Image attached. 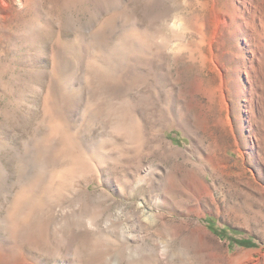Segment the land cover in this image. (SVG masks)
<instances>
[{"label": "rangeland", "instance_id": "obj_1", "mask_svg": "<svg viewBox=\"0 0 264 264\" xmlns=\"http://www.w3.org/2000/svg\"><path fill=\"white\" fill-rule=\"evenodd\" d=\"M0 264H264V0H0Z\"/></svg>", "mask_w": 264, "mask_h": 264}, {"label": "bare ground", "instance_id": "obj_2", "mask_svg": "<svg viewBox=\"0 0 264 264\" xmlns=\"http://www.w3.org/2000/svg\"><path fill=\"white\" fill-rule=\"evenodd\" d=\"M209 183L204 179L200 180L201 186L199 191L200 194L198 195L199 197H213Z\"/></svg>", "mask_w": 264, "mask_h": 264}]
</instances>
